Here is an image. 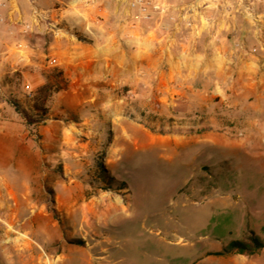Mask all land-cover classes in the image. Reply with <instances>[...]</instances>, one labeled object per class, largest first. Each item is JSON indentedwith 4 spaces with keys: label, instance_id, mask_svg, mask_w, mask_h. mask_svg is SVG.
I'll list each match as a JSON object with an SVG mask.
<instances>
[{
    "label": "rangeland",
    "instance_id": "374dc122",
    "mask_svg": "<svg viewBox=\"0 0 264 264\" xmlns=\"http://www.w3.org/2000/svg\"><path fill=\"white\" fill-rule=\"evenodd\" d=\"M227 1L253 3L251 13L243 12L253 31L250 50L244 47L264 69V0ZM2 37L17 45L20 57L6 66L9 73L2 81L9 88L0 91V182L7 187L0 185V200L13 205L15 197L22 206L16 217L0 218V264H9L3 246L9 242L15 243L10 248L15 260L29 259L17 241L21 235L40 244L39 257L54 264H264V248L249 257L216 255L231 241L247 239L249 231L264 242V90L231 91L223 83L218 95L209 88L215 78L207 77L206 92L199 97L216 103L222 98L226 105L206 109L220 111L222 120L199 123L191 107L179 109L188 114L184 122L169 118L165 108L156 118L137 106L132 88L110 83L97 98L125 99L123 115L159 141L141 138L136 149L105 163L112 136L107 131L91 157L69 148L52 156L57 141L31 137L37 126L48 120L87 126L86 120L100 117L105 108L80 105L93 92L69 90L66 78L67 88L52 96L45 120L28 125L19 111L36 117L33 104L35 90L45 83L42 72L58 67L38 57V33L27 36L14 26ZM24 39L34 50L29 63L19 43ZM172 135L183 137L172 141ZM105 191L119 195L126 209L112 211L104 220L91 215L104 204L95 202L91 208L90 201ZM79 205L89 208L83 219L69 213ZM33 230L36 234L29 233ZM101 247L105 252H98Z\"/></svg>",
    "mask_w": 264,
    "mask_h": 264
},
{
    "label": "crops",
    "instance_id": "0c3cea01",
    "mask_svg": "<svg viewBox=\"0 0 264 264\" xmlns=\"http://www.w3.org/2000/svg\"><path fill=\"white\" fill-rule=\"evenodd\" d=\"M38 1L42 6L38 7ZM199 5L203 16L213 18L214 22L201 20L198 24L199 35L195 37L188 30L178 31L176 25L167 17L132 29L123 24V8H118L111 0H9L8 10L12 13L5 8L0 9L3 20L0 22V91L9 88L2 81L9 73L6 66L20 57L15 53L18 51L17 45H8L2 35L14 26H20L22 34L27 36L36 33L39 37L48 34L52 36V41L45 49V42L42 40V47L37 48V55L49 59L50 66L62 70L69 81V90L93 92V97L83 100L80 105L105 108L100 117L86 120L87 126L83 122L65 125L58 120H48L45 125L37 126L31 137L38 135L42 140L57 141L52 156H62L64 152L61 150L69 148L75 150L73 153L77 156L91 157L99 151L107 131L112 136L109 148L105 151V163L116 162L114 159L131 147L136 149L141 138H149L151 144L159 141L158 135L123 115L122 107L127 103L125 99L97 98V92H104L110 83L132 88L137 96V106L149 109L148 112L156 118L165 108L169 110V118L184 122L188 114L180 112L179 109L191 107L195 108L191 113L194 112L192 115L197 122L216 123L222 120L224 114L220 111L207 112L206 109L213 105H226V102L222 98L216 103L215 99L199 97L206 92V78H215L209 88L218 95L222 94L223 83H229L226 89L231 91L264 90V69L245 50H250L247 44L252 42L253 31L240 4L229 3V10L238 13L230 15L228 23L221 19L225 5L219 0H202ZM33 6L48 11V19L62 29L47 30L41 25L32 27L30 31L11 22V16L17 18L16 11L29 22ZM167 38L168 41H165ZM167 42L174 44L170 53L164 52ZM19 43L25 57L23 60L29 63V56L34 50L26 39ZM124 45L133 46V49ZM253 116L256 117L257 114ZM182 137L183 135H172L168 139L173 141ZM160 140L163 141L164 138ZM110 195V192L105 191L104 197H94V201H90L91 208L95 207V202L104 204L100 210L93 208L92 216L105 220L112 211L126 209L119 195ZM14 198L13 205H9L7 200H0V210H4L0 211V218L10 220L19 214L22 205ZM79 200L76 199V202ZM69 213L70 216L78 215L83 219L88 216L89 208L88 205H79L75 209L71 208ZM29 233L36 234L35 230ZM4 235L8 237L9 232L6 231ZM17 241L21 242L20 247L29 252V259L15 260L10 249L15 243L9 242V245L3 244L8 256L4 255L9 264L55 263L49 259L43 261L39 257L41 249L37 242L31 244L23 235ZM98 252H105V248L101 247Z\"/></svg>",
    "mask_w": 264,
    "mask_h": 264
},
{
    "label": "built area",
    "instance_id": "2783aa9c",
    "mask_svg": "<svg viewBox=\"0 0 264 264\" xmlns=\"http://www.w3.org/2000/svg\"><path fill=\"white\" fill-rule=\"evenodd\" d=\"M118 8H123V24H127L130 28L134 29L143 23H150L155 19L163 20L167 17L168 20L172 21L178 31L181 29L188 30L195 37L199 35L198 24L201 20H206L207 22H214L213 18H205L201 12V6L199 5L202 0H176L175 2H170L168 0H111ZM216 1V0H213ZM219 2L225 5L223 8L225 10L221 12V19L227 21L230 19V15L237 14V11L229 10V3L227 0H219ZM237 2V1H236ZM238 3V2H237ZM9 0H0V9L8 10ZM243 8V12L248 11L251 13L253 10L252 4L239 2ZM17 18L11 16V22L13 24H20L26 28V30H32V27H39L41 25L45 26L47 30H56V24L48 19L49 12L33 6L29 22L23 18L19 11H16ZM244 13V14H245ZM250 15V14H249ZM253 17V15H251ZM253 19V18H252ZM254 18L253 21H255ZM3 21L0 17V22ZM252 21V22H253ZM169 38L165 39L168 41ZM174 49V44H165L164 52L170 53ZM25 86V89H28Z\"/></svg>",
    "mask_w": 264,
    "mask_h": 264
},
{
    "label": "trees",
    "instance_id": "16d2710c",
    "mask_svg": "<svg viewBox=\"0 0 264 264\" xmlns=\"http://www.w3.org/2000/svg\"><path fill=\"white\" fill-rule=\"evenodd\" d=\"M45 42L44 49L52 41V36H40ZM46 40V41H45ZM42 76L45 79V83L39 86L35 90V98L33 104V110L37 113L36 117H31L26 114L25 111L20 110L19 106L15 105L23 115L28 125H37L45 120L47 113V104L51 100L54 94L66 90L68 81L64 77L63 72L60 68H53L51 70L43 71ZM51 212L56 216L55 210L51 209ZM264 248V242L258 238L254 232L249 231V236L245 240H233L227 246L223 247L222 250L216 255L219 256H230V255H242V256H253L260 252Z\"/></svg>",
    "mask_w": 264,
    "mask_h": 264
},
{
    "label": "bare ground",
    "instance_id": "6f19581e",
    "mask_svg": "<svg viewBox=\"0 0 264 264\" xmlns=\"http://www.w3.org/2000/svg\"><path fill=\"white\" fill-rule=\"evenodd\" d=\"M1 179V178H0ZM0 185H1V187H3V189L6 191V189H7V187L4 185V184H2L1 182H0ZM8 185V184H7ZM2 189V188H1ZM2 189V190H3ZM2 190H0V191H2ZM9 191V190H8ZM2 193V192H1ZM5 198V197H4Z\"/></svg>",
    "mask_w": 264,
    "mask_h": 264
}]
</instances>
